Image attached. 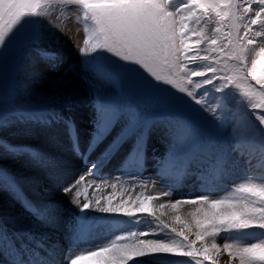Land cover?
<instances>
[{"label":"snow or ice","instance_id":"1","mask_svg":"<svg viewBox=\"0 0 264 264\" xmlns=\"http://www.w3.org/2000/svg\"><path fill=\"white\" fill-rule=\"evenodd\" d=\"M54 6L78 10V67L54 47L58 36L41 31ZM41 65L65 68L86 89L91 117L83 139L71 115V80L61 78L62 94L17 103L19 74L27 72L26 86L36 84ZM9 66L14 71L0 82V161L24 159L56 176L78 209L66 247L47 232L9 235L0 225V243L16 264H264V176L247 175L217 193L236 165L264 155V0H0V69ZM37 127L52 145L66 137L71 161L4 135L15 129L27 136ZM156 132L168 148L153 155L155 171L146 177ZM193 167L198 194L177 195ZM126 174L130 181L117 179ZM120 183L129 188L117 198ZM19 184L0 165V189L54 229L56 203L26 200ZM142 223L150 227L139 229ZM97 229L105 238L91 242Z\"/></svg>","mask_w":264,"mask_h":264},{"label":"bare ground","instance_id":"2","mask_svg":"<svg viewBox=\"0 0 264 264\" xmlns=\"http://www.w3.org/2000/svg\"><path fill=\"white\" fill-rule=\"evenodd\" d=\"M52 23L59 25L57 23V21H52ZM53 24H49L48 21H43L42 22V29H41L42 33L45 36H58L60 41L63 40V44H65V45H62V46L60 45L59 47H56L54 45V47L58 51L64 52V54L68 57L69 63H73L74 65H76V61L78 60V53L76 51L75 45H77L80 42V40L82 39L81 34L79 36V33H78L79 31L77 32L76 27L73 25L71 19L64 20V22L61 23V27L59 29H57L55 26H53ZM47 42H50V45H51V41H46L45 46L48 45ZM76 66L78 67V65H76ZM40 68L44 73V75H43L44 77H45V75H49V76L53 77V76H55V74L57 72L60 71V69L59 70H50V72H51L50 73L47 69H45L43 67V65H41ZM67 77L70 78L67 80H71L72 83L77 82V79L73 74L71 75V73H69V74H67ZM44 82H45L44 79H41L39 81L38 85L40 87L45 86ZM25 88H27V86H22L20 88V92H23ZM33 91H34V89H33ZM90 117H91V114L88 113L86 116V123L87 124H88V121L90 120ZM76 121L78 122V125H79V134L82 137L86 133L87 125H85L83 123V121H80L79 119H76ZM28 139H31V138L28 137ZM32 139L34 140V138H32ZM36 148L42 149V150H48V151H57L59 153H62L64 157L69 159V161H71V159L73 158L72 153L68 152V149L65 146V140L63 138H62V142L57 144V145H52V146H49L47 148H44L42 145L36 144ZM249 159H250V163H251L250 166L251 167H254L256 165H262V163L264 164V162L262 160L260 161L259 155H257V156L251 155L249 157ZM76 170L77 171L80 170L79 165L76 166ZM11 171H12V173H15L20 178V180H22V182H24V185L28 186L27 192L31 191L32 193L36 194L35 196H32L30 193H29L30 195H26L28 200H31V201H34L37 203L48 202V201L55 202L56 205L58 206L61 217L64 218L66 216L69 219V215L67 214V212H65V207L69 205V200L71 197L70 196H64L61 194L60 187H61L62 182L59 181L56 176H54V175L48 176L44 172L36 171L33 168L29 167V165L27 164L26 161H23L21 163V165L19 166V168H17V169L13 168ZM20 183H21V181H20ZM90 193H91V191H90ZM8 196L9 195L5 191L4 192L0 191V212L2 213V210H4L5 212H9L8 213L9 215H7V216L0 215V217L2 218V220L5 221L6 225H9V223H12L11 225H13V226H11V225L8 226L7 227L8 230L12 229V230L17 231L19 233H25V232L29 233L30 232V233L36 234L37 237H39L40 233L47 232L48 235L50 236L51 241H58L61 245H63V243H61V241H62L64 232H66L64 227L61 228V225L58 223V225L55 227L56 229L54 231L49 232L47 230H43L45 227L41 226L37 221H35L33 219L31 221L29 219L30 216L27 213H24V212L19 213V211H21V208L17 205V203H15L16 206L14 205L15 209L13 210V206L9 205ZM35 197H38V199ZM12 203L14 204V202H12ZM68 208H66V209H68ZM64 212H65V214H64ZM15 223H18L19 227H14V226H16ZM1 225H4V224H1ZM58 251L60 252V254H62L64 252V248H60V249H58ZM0 264H2L1 259H0Z\"/></svg>","mask_w":264,"mask_h":264},{"label":"rangeland","instance_id":"3","mask_svg":"<svg viewBox=\"0 0 264 264\" xmlns=\"http://www.w3.org/2000/svg\"><path fill=\"white\" fill-rule=\"evenodd\" d=\"M52 12H53V15L51 17V24H53L52 21H57V23L59 25H56V24H53V25L57 29H59L61 27V23H63L64 20H66V19H70V17H71V21H72L73 25L76 27L77 32L79 31L78 32L79 36L81 34L82 39H83L84 33H83L82 21L77 20L78 10H74V11L69 12L67 9L63 8V6H54L52 9ZM213 26L214 25L209 24L208 25L209 30ZM82 39L80 41H82ZM60 42L62 44L60 43V44L55 45V46L59 47L60 45L61 46L65 45V44H63V40ZM47 44L48 45H46V46H50V42H47ZM13 71H14L13 68L10 66L5 67L3 69H0V82H2L4 79H6L8 76H10V74ZM48 71L50 72V70H48ZM67 74H69V73H67L65 71V68H60V71L57 72L55 74V76L51 77L49 75H45V77L44 76L42 77V79H44V81H45L44 82L45 86H41L42 88L38 85V83H39L38 82V83H36L37 85L33 84V85H31V87L27 86V88H25L23 92H20V88L22 86H26L24 83L27 81L26 79H28L27 72L21 71V73L19 74V77H18L19 87L17 88V103L20 105H26L29 102L35 101L37 99V94H53L54 95V94H57L58 92L62 94L64 89L67 87V85L61 84L60 81H61V78H63L65 81H67V79H70L67 77ZM71 75H72V73H71ZM73 85L76 87V106L73 109L72 114H74L75 111H78L80 109L87 110L89 108L88 96L86 94V89L83 87V85L78 84V81L76 83H73ZM33 89H34V91H33ZM74 116H75L74 117L75 119H79L80 121H83V123L85 125H87V123H86L87 114L85 112L84 113L77 112L74 114ZM205 116H207V114H205ZM248 117L255 122L254 117H252L250 113L248 114ZM207 118H208V120H212V117H210V116H207ZM12 131H13L14 135H9L8 133H5L4 135L7 136V138L14 143H23V144L31 145L34 147H36V144H40L44 148L52 146V144L47 142L45 135L40 132L41 130L38 127L35 128V130L32 131L31 133H29L27 136H24L22 133L18 132L15 129H13ZM17 137H19V138H17ZM28 137L31 139H28ZM32 138H34V140ZM63 139L65 140V138H63ZM149 141H150V149L151 150H155L156 148L163 149L166 145L168 146L167 140L159 132L154 133ZM252 155H255V156L259 155L260 161L262 160L264 162V160H263L264 155L260 154L259 152L253 153ZM23 160L24 159H8L7 161H0V165H3L4 167H6L10 171V174H12L11 170L13 168H16V169L19 168V166L21 165ZM247 164H249L248 167H251L250 166L251 163H247ZM247 164L245 162L241 161L238 165H236L232 169V171L224 178V180L228 183H232V182H236V181L240 180L241 177L247 176L249 174L251 176H257V177L258 176H264V164L263 163H262V165H256V166L251 167V168H248ZM235 174L237 175V177H235ZM20 181L22 184L20 183L19 185H21L22 186L21 188L22 189L24 188L25 191L27 192L28 186L24 185V182H22V180H20ZM218 190L221 192L225 191V189L223 191L220 189H218ZM27 193L28 194L30 193L32 196L36 195V194L32 193L31 191H29ZM217 193H220V192H217ZM35 198L38 199V197H35ZM9 205L13 206V210L15 209L14 204L11 202V200H9ZM189 210L190 209L187 206H185V208L183 209L184 212H187ZM8 213L9 212H5L4 210H2V213L0 212V215L7 216V215H9ZM11 224L12 223H9V226ZM15 224H16V226H14V227H19L18 223H15ZM11 226H13V225H11ZM161 236L163 238H171L170 233H167V234L162 233ZM150 238H152V237H150ZM190 239H194V237H190ZM227 259H228V257L226 254H224L220 257V260L222 262L226 261Z\"/></svg>","mask_w":264,"mask_h":264}]
</instances>
